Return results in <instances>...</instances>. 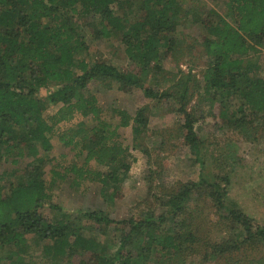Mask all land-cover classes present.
Here are the masks:
<instances>
[{
    "label": "trees",
    "instance_id": "16d2710c",
    "mask_svg": "<svg viewBox=\"0 0 264 264\" xmlns=\"http://www.w3.org/2000/svg\"><path fill=\"white\" fill-rule=\"evenodd\" d=\"M184 4V0H0V158L12 156L16 163L26 155L39 162L40 150L50 149L51 128L43 111L47 103H60L51 116L53 123L81 113L89 115L94 124L79 147L78 154L84 153L82 165L72 163L53 175L63 179L70 173L77 180L98 182L100 196L110 201L121 197L119 184L129 163L125 148L116 140V128L130 126L133 142H140L149 116L146 107L133 114L113 108L115 125L104 120L96 97L87 89L89 83L104 80L122 92L173 102L181 117L184 143L199 162L197 180L169 191L161 213L121 220L111 219L100 209L47 217L41 211L49 194L40 176V163L28 162L25 182L10 183L8 188L0 174V244L11 248L7 256L11 263L17 258L18 264H29L23 261L30 255L27 235H32L45 241L42 250L57 264L74 256L77 264H188L192 251L203 257L202 245L193 228L179 218L186 211L189 194L200 186L208 190L220 216L227 212L224 224L233 233L232 238L210 245V254H227L264 242V223L227 204L230 174L221 178L205 174L200 138L186 110L189 79L180 78L168 89L155 88L166 80L161 74L163 58L181 48L177 26L189 15L202 28L203 93L218 109L216 115L231 122L230 115L242 125L258 116L264 119V77L243 60L264 46V0H223L220 12ZM75 16L91 27L94 37L117 38L137 71H119L103 61L86 60L83 53L88 46L73 22ZM42 91H47L46 100L39 96ZM62 139L72 143L67 136ZM91 161L103 169H91ZM80 217L96 225L95 235H82ZM167 221L172 222L170 227ZM189 242H194L191 252Z\"/></svg>",
    "mask_w": 264,
    "mask_h": 264
},
{
    "label": "rangeland",
    "instance_id": "374dc122",
    "mask_svg": "<svg viewBox=\"0 0 264 264\" xmlns=\"http://www.w3.org/2000/svg\"><path fill=\"white\" fill-rule=\"evenodd\" d=\"M184 6L197 10L203 8L221 11L223 0H184ZM95 20V19H93ZM90 22V19H88ZM73 22L84 37L88 50L83 56L88 61H103L119 71H137L133 61L128 59L119 40L115 37L96 38L91 27L81 18L73 17ZM202 28L193 22L189 15L179 21L176 35L181 48L163 58L162 75L165 81L155 86L158 90L168 89L180 78L189 79V95L186 110L194 119V129L200 138L201 158L205 161L204 171L209 178L230 174V186L227 204L239 209L260 223H264V119L259 116L252 122L242 125L238 120L223 122L216 115L218 109L211 106L203 93L202 72L205 68V54L199 46ZM244 63L250 69L264 77V46L244 56ZM160 78V77H159ZM104 82V80H103ZM93 81L88 85V92L93 94L101 108V117L115 125L117 121L112 114L113 108L125 109L133 114L139 107H146L149 121L147 131L140 142H133L131 127H117L116 140L125 148L129 170L119 184L121 197L110 201L100 196L101 185L98 182L75 179L67 174L63 179L53 172L63 171L75 163L81 166L83 154H78L80 144L88 136L90 126L94 124L89 115L75 113L69 120L53 123L51 116L60 103H47L43 117L50 125L48 132L50 149L40 150V161L32 156H23L12 162V156L0 158V174L4 178V187L10 183L25 182L24 168L28 162L40 163V176L45 182L49 198L42 202L41 211L49 218L60 213L78 215L81 212L103 210L111 219L121 220L129 216L147 215L150 212L161 213L165 207V198L169 191L192 180L199 175V165L183 140L180 129V115L175 112L176 105L164 99H152L140 92H122L116 84ZM192 82V83H191ZM47 91L39 96L46 100ZM231 110V108H229ZM71 138L72 143H64L63 137ZM76 142H79L76 144ZM91 169L102 170L93 161L88 164ZM77 180V181H76ZM201 186L193 189L186 203V211L181 219L194 230L197 240L201 241L200 253L193 254L194 242L187 244L188 264H264V242L257 241L227 254L212 255L208 252L213 243L232 238L231 231L225 227L224 215L221 216L212 207L208 196ZM80 216V215H79ZM178 219H176V223ZM83 236L95 235L96 225L80 217ZM167 226L172 222L167 221ZM30 255L24 263L57 264L55 258L42 250L41 242L32 235H27ZM11 248L0 244V264H18L17 258L8 260ZM60 263V262H59ZM61 264H77V257L69 258ZM151 264H175L154 263Z\"/></svg>",
    "mask_w": 264,
    "mask_h": 264
}]
</instances>
